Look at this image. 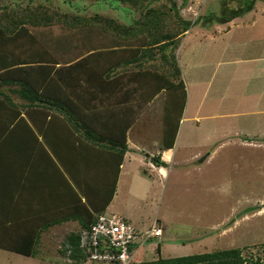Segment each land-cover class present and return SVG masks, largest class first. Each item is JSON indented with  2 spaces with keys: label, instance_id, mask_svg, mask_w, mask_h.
<instances>
[{
  "label": "rangeland",
  "instance_id": "obj_1",
  "mask_svg": "<svg viewBox=\"0 0 264 264\" xmlns=\"http://www.w3.org/2000/svg\"><path fill=\"white\" fill-rule=\"evenodd\" d=\"M98 1L0 0V7L42 3L59 12L80 16V26L70 27L71 20H68L69 27L63 30L56 27V33L63 36L58 42L55 41V49L58 51L53 53L62 58V62H74L72 60L86 46L96 44L97 41L100 44L102 40L99 35L101 32L89 16L99 13L111 17L117 12L100 6ZM196 1L193 9H187L186 18L193 20L200 15L220 14L222 0ZM175 2L178 5L182 0ZM200 4L202 7L198 8ZM253 19L256 23L251 27ZM200 24H194L196 27L185 41L184 52L180 53L181 67L186 69L182 78L186 84L185 80L189 76H204L205 68H209L205 76L212 72V79L209 85L202 83L198 89L196 110L200 100L202 104L196 114L200 118L196 119L192 115L187 122L180 121L178 132L182 130L183 141L175 148V156L183 164L174 165L168 180L157 182L148 198L123 201L117 207L126 209L127 217L131 220L128 221L138 231L147 230L154 219L163 228L160 237L152 238L143 246L150 250L144 258L146 260H153L150 258L159 255L170 258L226 248H240L243 256L264 259V100L257 101L256 79L254 74L248 73L253 67L243 61L239 63L241 61L229 59L233 53L242 59L240 52L244 57L248 43L243 47H231L227 51L224 48L228 34L243 33L246 37L264 35V1H255L251 11L236 17L229 24L228 32L224 30V27L229 26L228 22L208 24L212 26V38L209 35L204 38L194 36L195 31L201 32L200 28L206 26ZM215 27L220 28L218 32ZM201 62L206 63L207 67L201 66L203 69H200L194 64ZM228 73L229 77L226 78ZM1 89L15 102H22L6 86ZM22 115L28 118L26 113ZM0 123L3 126V122ZM149 144L156 147L160 144L159 126L157 130L153 128ZM208 152L211 155L205 156ZM202 157H206V160L200 162ZM153 170L154 175H157L156 168ZM105 214L110 215L112 211L107 210ZM63 232L54 237L64 239ZM167 235L176 236L177 241L175 238L172 241L183 243L178 244L177 251L170 253L162 247L158 255L156 244L166 242ZM55 240L48 235L31 256L20 255L18 260H11L13 255H8L9 264H101L90 260L73 263L62 260L64 240L57 248L53 244ZM5 255V252H0V264H3L1 259H5ZM136 259L138 255L132 261Z\"/></svg>",
  "mask_w": 264,
  "mask_h": 264
},
{
  "label": "trees",
  "instance_id": "obj_2",
  "mask_svg": "<svg viewBox=\"0 0 264 264\" xmlns=\"http://www.w3.org/2000/svg\"><path fill=\"white\" fill-rule=\"evenodd\" d=\"M103 1L115 7L121 3L138 7L140 16L130 23H122L99 13L89 16L101 32L99 35L102 40L100 44L97 41L96 44L86 46L83 52L75 56L76 59L72 60L74 62H62L60 61L62 58L54 54L58 51L55 41L63 36L56 33V27L60 30L69 27L68 20H71L70 27L80 26L82 25L80 16L59 12L42 3L0 7L2 130L15 128L18 121L26 123L31 130L40 129L35 117H40L48 124H54L57 150L51 143H47L50 151L57 157L63 177L67 176L73 181V205L69 218L78 220L83 228L95 222L111 201L116 189L119 167L127 150L125 130L122 131L120 138H115L111 134L99 133L94 128L96 124L88 125L83 119V111L92 108L86 105L84 100L87 97L94 99L101 97L102 93L110 91L108 84L121 77L110 76V69L106 70L108 66L105 67L108 61H110L108 65L114 63L119 59L120 52L129 50L152 51L157 48L161 53L168 47L174 50L179 36L192 25L200 22L201 25H208L230 21L251 11L257 0H231V3L230 0H222L219 15L209 13L193 20L181 16L175 0ZM185 4L186 0H182L180 7ZM171 58L172 60H165L168 70L150 65L135 71L133 78L139 82L138 97L144 103L164 90L161 139L163 150L174 145L186 101V90L180 79V69L173 52ZM127 60L129 59L124 61ZM5 86L12 95L20 97L22 102H15L7 92H4L1 88ZM22 113H26L28 118L22 116ZM69 140L76 154H81L85 149L88 152V171L84 172L86 173L84 175L88 176L77 177L67 167L64 159L67 150L64 154L63 150L68 149ZM97 157L103 158L99 169L93 161ZM152 161L157 166L166 165L159 155L153 156ZM79 171L82 172L84 169ZM78 235L79 232H71L65 236L62 243L63 247L66 244L72 246L74 259L79 257ZM25 236L28 239L27 249L2 246L0 248L23 255H33L40 232L23 235ZM156 251L160 253L159 243ZM128 264H264V259L243 256L240 248H226L170 258H162L159 255L153 260L132 261Z\"/></svg>",
  "mask_w": 264,
  "mask_h": 264
},
{
  "label": "crops",
  "instance_id": "obj_3",
  "mask_svg": "<svg viewBox=\"0 0 264 264\" xmlns=\"http://www.w3.org/2000/svg\"><path fill=\"white\" fill-rule=\"evenodd\" d=\"M194 1L186 0V4L181 8V3L178 4L182 17L186 18L185 14L187 9L194 8L193 5L197 3V1ZM98 4L104 8L117 11L111 17L122 23H130L137 20L140 16L138 7H132L126 3H121L119 4L120 6L115 7L111 6L108 2L99 0ZM201 7L202 5L200 4L198 8ZM235 18L227 21L228 25L232 24ZM255 23L256 20L253 19L250 26L253 27ZM194 27L196 25H192L179 36L177 47L174 50L168 47L162 53L157 48L152 49V51L141 49L140 51L134 52L130 50L129 52H120L119 59L110 65H108L110 62L108 61L105 67L108 66L106 70L110 69V76L115 77L121 75V77L114 80V82H110L108 84L110 91L102 93L101 97L95 99L87 97L84 100L86 105L92 107L83 111V119L86 124H96L94 128L99 133L111 134L115 138H120L122 131L125 130L127 150L124 153L122 163L119 167L114 195L104 213L107 210H111L112 214H116L128 221L126 209L118 208V204L123 201L133 202L148 198L157 182H165L168 180L174 165L183 164V162L180 163V161L176 160L175 156V148H177L179 142L183 141L182 130L180 132L177 131L172 148L161 149L164 90L159 91L150 101L144 103L138 97L137 90L139 82L133 78L135 71L150 65H157L167 69L165 60H172L171 55L173 52L176 64L180 69V79L183 81L182 77L186 69L183 70L181 67L179 56L184 49L186 39L190 37L189 35ZM229 28L230 25L224 27V30L228 32ZM200 29L201 32L195 31L194 36L204 38L209 35L212 38V26L206 25ZM219 29L217 28L215 31L218 32ZM224 30L221 29V31ZM244 35L243 33L238 35L228 34L224 48L227 51L231 47H243L248 43L247 51L242 48L244 50V57L243 53L240 52L242 59L237 57L238 55H234L236 53H233L228 58L231 61H241L239 63L243 61V63H247L253 67L248 73L254 74V78L256 79L255 86H258L256 88L258 92L256 95L257 101H263L264 35H261V37L257 34L255 36L247 35V37ZM177 50H179L178 53ZM126 59L129 60L124 61ZM204 62L194 64H197L200 69H203L202 67H207ZM208 69L205 68L206 72L204 71V76H200L199 74L189 76L187 81L185 80L186 84L183 81L185 90L187 88V91L186 101L182 111L183 117L181 115L180 121L187 122L192 115L196 119L200 118L196 114V111L200 110L202 101H199L196 110V97L198 96V89L202 83V85L210 84L212 72L205 76ZM227 77H229V73ZM206 79L209 80L206 81ZM188 88L190 91H188ZM256 90L254 89L253 91L256 92ZM159 98L161 99L159 100ZM94 113H96L95 116ZM34 119H36V124L40 129L31 130L24 122L18 121L15 123V128L5 131L2 130L0 123V136L2 138L0 140V246L5 248L22 247L27 249L26 243L28 239H26V236L23 237V235H28L33 232H40V238L34 248L39 249L40 244H42V241L48 235L56 239L53 241V244L57 248L59 243L64 239H60L57 236L55 238L54 235L63 231L66 235L71 232H79L83 229V225L78 220L69 218L73 205V181L68 179L66 175V178L63 177V171L57 161V157L50 151V146L47 143H51L52 147L57 150L54 124H48L44 120H41L40 117H35ZM157 126H159L160 144L156 147L153 144L151 146L149 143L153 134V128L155 127L157 130ZM65 150H67V153H65ZM64 153L65 163L73 175L77 177L88 176L84 175L86 174L84 172L88 171L87 163L89 162L86 149L81 154H76L75 150H73L71 140H69L68 149L64 148ZM158 155L161 160L166 162V165L157 166L153 163L152 157ZM210 155L211 152H208L205 156ZM204 160H206V157ZM93 161L96 162L99 169V166L103 163V158L97 157ZM184 164L186 165V163ZM154 168H156L157 175H154ZM83 169L84 171H79ZM165 238L166 242L162 245L159 243L160 253L162 247L169 253L175 252L179 249L178 244L183 243L182 241L180 243L179 241H172L174 238L177 241L176 236L167 235ZM151 239L141 246L136 247L134 253V256L138 255V259L135 260L136 262L146 260L144 258L149 254L150 250L143 246L149 243ZM0 252L7 254L5 255V259L3 257L1 259L3 264H9L8 255L10 254L13 255L11 260H18L19 256L23 255L4 248H0ZM150 259L156 258L153 257Z\"/></svg>",
  "mask_w": 264,
  "mask_h": 264
},
{
  "label": "built area",
  "instance_id": "obj_4",
  "mask_svg": "<svg viewBox=\"0 0 264 264\" xmlns=\"http://www.w3.org/2000/svg\"><path fill=\"white\" fill-rule=\"evenodd\" d=\"M161 234L162 229L155 219L147 230L141 232L124 218L103 213L98 215L95 222L79 231V257L74 259L72 246L67 244L61 256L68 263L90 260L101 264H128L137 246Z\"/></svg>",
  "mask_w": 264,
  "mask_h": 264
},
{
  "label": "water",
  "instance_id": "obj_5",
  "mask_svg": "<svg viewBox=\"0 0 264 264\" xmlns=\"http://www.w3.org/2000/svg\"><path fill=\"white\" fill-rule=\"evenodd\" d=\"M204 159V157L200 158V161H202Z\"/></svg>",
  "mask_w": 264,
  "mask_h": 264
}]
</instances>
